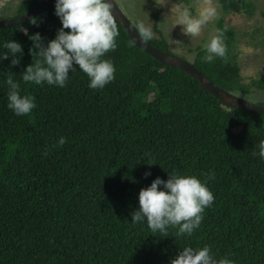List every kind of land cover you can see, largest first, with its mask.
I'll return each instance as SVG.
<instances>
[{
  "label": "trees",
  "instance_id": "obj_1",
  "mask_svg": "<svg viewBox=\"0 0 264 264\" xmlns=\"http://www.w3.org/2000/svg\"><path fill=\"white\" fill-rule=\"evenodd\" d=\"M37 1L20 2L13 18ZM54 3L48 0L24 24L0 28V42L14 39L23 47L19 64L0 60V264H168L186 244H207L235 264H264V160L254 155L264 115L224 105L184 71L136 47L115 18L117 46L105 53L114 78L103 88H89L78 66L64 87L23 82L19 73L32 62L25 30L39 32L45 43L54 38L60 27ZM219 4L226 14L255 11L251 0ZM154 29L159 37L144 41L173 54ZM218 29L225 58L205 61L197 48L188 61L241 98L264 92V75L244 80L237 30L224 20ZM248 43L264 51V21ZM9 75L34 98L26 115L6 106ZM171 170L202 181L201 172L214 173L207 180L214 199L191 236L131 222L139 190Z\"/></svg>",
  "mask_w": 264,
  "mask_h": 264
},
{
  "label": "clouds",
  "instance_id": "obj_2",
  "mask_svg": "<svg viewBox=\"0 0 264 264\" xmlns=\"http://www.w3.org/2000/svg\"><path fill=\"white\" fill-rule=\"evenodd\" d=\"M175 25H182L181 31L191 36L201 32L202 26L214 14L211 7H203L193 14L187 7L178 3ZM54 13L60 21L54 38H45L39 32L28 34L31 46L28 49L32 62L21 71L23 82L37 85L46 83L64 87L71 72L78 69L88 77L89 88H103L114 78L115 67L105 53L116 48L115 37L119 34L114 20L112 0H55ZM30 22H35L30 21ZM142 40L152 37V32L143 24L138 25ZM205 61L216 57L225 58L226 45L222 32L211 35L206 43L201 45ZM0 60L10 57V63H20L23 55L22 44L14 39L0 42ZM8 85L7 108L15 115L30 113L35 107L34 98L22 94L20 83L7 76ZM56 143L63 145L65 137L59 136ZM258 155L264 160V138H260L255 146ZM46 154V153H45ZM151 164V163H147ZM167 179L156 176L147 187L138 192L139 207L130 213L131 222L146 223L152 232L165 233L168 226L176 228V234L191 236L201 220L204 208L211 205L214 197L207 187V180L214 173L209 170L205 180L195 174L180 173L176 170L167 171ZM151 175L150 171L145 176ZM168 264H235L233 259L221 256L219 258L205 244L203 246L185 245L178 249Z\"/></svg>",
  "mask_w": 264,
  "mask_h": 264
},
{
  "label": "rangeland",
  "instance_id": "obj_3",
  "mask_svg": "<svg viewBox=\"0 0 264 264\" xmlns=\"http://www.w3.org/2000/svg\"><path fill=\"white\" fill-rule=\"evenodd\" d=\"M23 0H0V17L13 18L16 7ZM255 11L252 15L226 14L222 11L219 0H190L185 5L180 0H115L125 16L138 28L143 24L152 32V36L159 37L154 27H157L164 39L169 44L170 51L187 60L192 59L194 53L191 50L202 48L207 39L219 32L218 23L224 20L226 27L232 26L238 33V62L245 82L250 78H258L264 75V51L255 49L248 41L253 38V33L263 28L264 0H251ZM187 7L196 14L203 7H211L214 14L202 26L201 32L196 36H189L181 31L182 25H175L177 20L176 4ZM256 38H259L258 35ZM243 99L252 102H263L264 92L254 95L242 96ZM249 101V102H250Z\"/></svg>",
  "mask_w": 264,
  "mask_h": 264
},
{
  "label": "water",
  "instance_id": "obj_4",
  "mask_svg": "<svg viewBox=\"0 0 264 264\" xmlns=\"http://www.w3.org/2000/svg\"><path fill=\"white\" fill-rule=\"evenodd\" d=\"M47 1L48 0H38L35 6L23 15L14 18L0 17V28L6 26H16L26 23L41 12V10L46 5ZM112 2L114 18L127 32L136 47L147 52L159 62L184 71L200 84V87L203 91L212 94L224 105L236 109H241L256 115H264V106L249 102L239 97L238 95L227 92L221 87L215 85L207 77H205V75L198 71L188 60H185L175 54L161 51L147 44L144 40L141 39L139 31L121 11V9L116 4L115 0H112Z\"/></svg>",
  "mask_w": 264,
  "mask_h": 264
}]
</instances>
